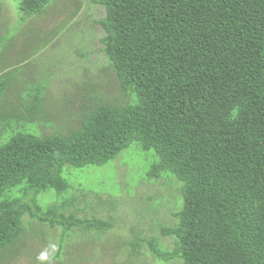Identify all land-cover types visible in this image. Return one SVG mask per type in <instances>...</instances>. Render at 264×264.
<instances>
[{
    "label": "trees",
    "instance_id": "obj_1",
    "mask_svg": "<svg viewBox=\"0 0 264 264\" xmlns=\"http://www.w3.org/2000/svg\"><path fill=\"white\" fill-rule=\"evenodd\" d=\"M11 1L28 17L53 0ZM90 2L106 13L101 42L119 94L89 90V117L51 135L41 131L52 125L45 79L20 107L6 100L15 73L0 81V248L18 240L26 215L60 231L55 257L75 229L88 240L111 231L113 218L80 217L74 203L79 194L116 200L64 173L102 167L139 143L157 157L146 177L178 183L179 209L161 227L174 246L140 235L130 242L138 254L146 242L163 263L264 264V0ZM48 190L58 203L40 202Z\"/></svg>",
    "mask_w": 264,
    "mask_h": 264
},
{
    "label": "rangeland",
    "instance_id": "obj_2",
    "mask_svg": "<svg viewBox=\"0 0 264 264\" xmlns=\"http://www.w3.org/2000/svg\"><path fill=\"white\" fill-rule=\"evenodd\" d=\"M105 14L102 6L90 0H53L43 12L27 17L21 16L11 0H0V35L4 36L0 38V81L15 73L8 83L6 100L20 107L21 96L28 101L30 96L25 92L45 79L44 105L52 125L41 126L43 133L67 134L77 129L88 114L85 106L89 90L101 88L105 93L119 94L101 42L104 32L99 21ZM11 25L14 27L8 34ZM95 104L93 100L89 105ZM156 161L154 151L146 152L134 143L102 167L71 169L70 174L65 171L74 186L84 185L103 200H116L113 205L101 204L93 194L87 199L79 194L80 201L74 203L79 216L113 218L115 227L96 238L91 231L90 240L81 238L75 229L77 234L67 238L61 256L55 257L60 231L36 227L26 215L27 226L23 225L18 240L0 248V264H179L160 262L146 242L140 254L130 245L142 235L147 240L159 237L165 249L174 246L172 238L161 234V227L175 222L179 185L166 175L146 177ZM92 197L93 202L86 205ZM38 198L44 205L58 203L54 190Z\"/></svg>",
    "mask_w": 264,
    "mask_h": 264
}]
</instances>
